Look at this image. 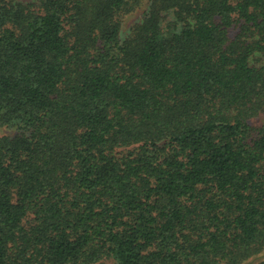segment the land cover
<instances>
[{
    "label": "trees",
    "instance_id": "trees-1",
    "mask_svg": "<svg viewBox=\"0 0 264 264\" xmlns=\"http://www.w3.org/2000/svg\"><path fill=\"white\" fill-rule=\"evenodd\" d=\"M104 260L264 264V0H0V264Z\"/></svg>",
    "mask_w": 264,
    "mask_h": 264
},
{
    "label": "rangeland",
    "instance_id": "rangeland-1",
    "mask_svg": "<svg viewBox=\"0 0 264 264\" xmlns=\"http://www.w3.org/2000/svg\"><path fill=\"white\" fill-rule=\"evenodd\" d=\"M143 15V10H139L137 12H133L129 15H127L124 19V25H123V29H124V34L123 37L125 38L128 34V31L130 29V26H132V24L139 20L140 17ZM99 264H107V262L104 260Z\"/></svg>",
    "mask_w": 264,
    "mask_h": 264
}]
</instances>
